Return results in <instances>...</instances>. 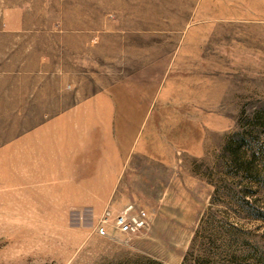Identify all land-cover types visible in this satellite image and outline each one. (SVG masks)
<instances>
[{"label":"rangeland","instance_id":"1","mask_svg":"<svg viewBox=\"0 0 264 264\" xmlns=\"http://www.w3.org/2000/svg\"><path fill=\"white\" fill-rule=\"evenodd\" d=\"M74 75L148 105L101 202L45 154ZM0 264H264V0H0Z\"/></svg>","mask_w":264,"mask_h":264},{"label":"crops","instance_id":"2","mask_svg":"<svg viewBox=\"0 0 264 264\" xmlns=\"http://www.w3.org/2000/svg\"><path fill=\"white\" fill-rule=\"evenodd\" d=\"M72 81L59 107L52 103L46 107V113H58L60 119L46 127L45 154L60 155L59 177L67 193L87 194L101 202L112 193L128 157L133 152L149 154L147 131L142 128L148 105L142 92L136 93L141 98L136 105H123L117 98L130 97L133 91L106 86L86 93L76 75Z\"/></svg>","mask_w":264,"mask_h":264},{"label":"built area","instance_id":"3","mask_svg":"<svg viewBox=\"0 0 264 264\" xmlns=\"http://www.w3.org/2000/svg\"><path fill=\"white\" fill-rule=\"evenodd\" d=\"M109 214L110 211L107 209L105 217L107 218ZM112 220L119 230L124 232H134L147 224V214L143 208H136L128 203L123 209H120V211L114 215ZM99 231L101 233L105 232L102 225L100 226Z\"/></svg>","mask_w":264,"mask_h":264}]
</instances>
